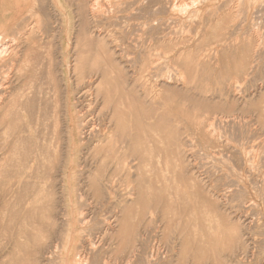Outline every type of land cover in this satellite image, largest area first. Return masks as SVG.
<instances>
[{
	"label": "rangeland",
	"instance_id": "rangeland-1",
	"mask_svg": "<svg viewBox=\"0 0 264 264\" xmlns=\"http://www.w3.org/2000/svg\"><path fill=\"white\" fill-rule=\"evenodd\" d=\"M94 1L0 0V264H264L263 0Z\"/></svg>",
	"mask_w": 264,
	"mask_h": 264
},
{
	"label": "bare ground",
	"instance_id": "bare-ground-1",
	"mask_svg": "<svg viewBox=\"0 0 264 264\" xmlns=\"http://www.w3.org/2000/svg\"><path fill=\"white\" fill-rule=\"evenodd\" d=\"M16 0H11V5H9V6H12L13 4H14V2H15ZM92 1V0H91ZM97 1H99V0H95L94 2H92L91 4V6H89V11H91V12H93L94 10H96L97 9V7H96V2ZM120 1V0H119ZM140 1V0H139ZM144 1V0H143ZM146 1V0H145ZM198 0H196V1H194L195 2V4H196V2H197ZM200 1V0H199ZM213 1L214 0H203V1H201V2H203V6H207V5H211L212 3H213ZM147 2V1H146ZM185 2V1H184ZM183 0H167V3H168V9L170 8V11L172 12L173 10H177V9H180V11H181V7L182 6H184L183 5ZM253 2H255V1H253ZM263 2H264V0H263ZM133 3V2H132ZM137 3V2H136ZM142 3V2H141ZM141 3H140V5H141ZM192 3V2H191ZM225 3V2H224ZM249 3V2H248ZM262 3V2H261ZM90 4V3H89ZM144 4H145V2H144ZM185 4H186V2H185ZM192 4H194V3H192ZM194 4V5H195ZM109 5V4H108ZM198 5H201V3H199ZM98 6H99V3H98ZM123 6V5H122ZM196 6V5H195ZM230 6H231V4H230ZM99 7H101V6H99ZM109 7V6H108ZM107 7V8H108ZM120 7V6H119ZM146 7V6H145ZM185 8V7H184ZM260 8L261 7H259V9L258 10H260ZM263 8H264V6H263ZM113 9H114V7H113ZM183 9V8H182ZM236 9V8H235ZM77 10V9H76ZM99 10V9H98ZM110 10V9H109ZM109 10L107 11V12H109ZM111 10H112V8H111ZM184 10V9H183ZM182 10V11H183ZM217 10V9H216ZM88 11V12H89ZM97 11V10H96ZM101 11V10H100ZM136 11V10H135ZM168 11V10H167ZM179 11V10H178ZM185 11V10H184ZM183 11V12H184ZM155 12H156V9H155ZM160 12V11H159ZM193 12V11H192ZM219 12V11H218ZM229 12V11H228ZM260 12V11H259ZM101 13H104V12H101ZM121 13V12H120ZM129 13V12H128ZM136 13H138V12H136ZM176 13H177V11H176ZM179 13V12H178ZM185 13V12H184ZM188 13V12H187ZM247 13V12H246ZM261 13V12H260ZM259 13V14H260ZM59 14V13H58ZM93 14V13H92ZM106 14V13H105ZM134 14V13H133ZM133 14H132V16H133ZM151 13H149V15H150ZM180 14H182V13H180ZM196 14V13H195ZM200 14V13H199ZM214 14V13H213ZM220 14V13H219ZM98 15V14H97ZM110 15V14H109ZM153 15H155V14H153ZM152 15V16H153ZM190 15H192V14H190ZM253 15V14H252ZM129 16V15H128ZM263 16V15H262ZM104 17V16H103ZM102 17V18H103ZM117 17V16H116ZM143 17V16H142ZM260 17H261V14H260ZM82 18V17H81ZM93 18V17H92ZM99 18V17H98ZM119 18V17H118ZM130 18V17H129ZM141 18V17H140ZM171 18H173V17H171ZM175 18V17H174ZM263 18V17H262ZM13 19V18H12ZM96 19V18H95ZM95 19H94V21H95ZM178 19V18H177ZM257 19H258V14H257ZM90 20V19H89ZM151 20V19H150ZM166 20V19H165ZM171 20V19H170ZM173 21V19L171 20V22ZM261 21V20H260ZM153 22V21H152ZM160 22V21H159ZM175 22V21H174ZM39 23H42V22H39ZM91 23H92V21H91ZM156 24H157V21L155 22ZM7 27L9 26V29L8 30H4V31H0V36L1 35H7V34H10V32L13 30V27L15 26V24H13V21L11 20V21H9V22H7ZM35 24V23H34ZM100 24V23H99ZM147 24V23H146ZM153 24V23H152ZM165 24V23H164ZM167 24H168V21H167ZM261 24V23H260ZM262 24H264V22L262 23ZM153 26V25H152ZM16 27V26H15ZM19 27V26H18ZM95 28V27H94ZM171 28V27H170ZM262 28V27H261ZM89 29V28H88ZM263 29V28H262ZM102 30H103V28H102ZM118 30V29H117ZM170 30V29H169ZM259 30V29H258ZM176 31H178V30H176ZM33 31H30V33H32ZM103 32V31H102ZM148 32V31H147ZM258 32V31H257ZM24 33L25 34H27L28 32H26V31H24ZM183 33V32H182ZM181 33V34H182ZM262 35L264 36V32L262 31ZM258 34V33H257ZM252 35V34H251ZM256 35V34H255ZM259 35V34H258ZM260 35H261V31H260ZM261 35V37H263ZM98 36V35H97ZM173 36V35H172ZM256 37V36H255ZM101 38V37H100ZM173 38V37H172ZM264 38V37H263ZM262 39V38H261ZM160 41V40H159ZM163 40H161V42H162ZM166 41V40H165ZM262 41H263V39H262ZM151 44V43H150ZM262 44V43H261ZM165 45V44H164ZM228 45V44H227ZM3 46V44H0V48ZM150 46V45H149ZM259 46V45H258ZM91 47V46H90ZM147 47V46H146ZM260 47V46H259ZM261 47H262V45H261ZM143 48V47H142ZM257 49V48H256ZM259 49V48H258ZM261 49V48H260ZM255 50V49H254ZM100 51V50H99ZM120 51V50H119ZM176 51V50H175ZM184 52V51H183ZM257 52V51H256ZM255 52V53H256ZM208 53V52H207ZM212 53V52H211ZM263 53H264V51H263ZM121 54V53H120ZM123 54V53H122ZM205 54V53H204ZM214 54V53H213ZM151 55V54H150ZM255 56V55H254ZM263 56V55H262ZM157 57V56H156ZM101 58V57H100ZM155 58V57H154ZM158 59H159V57H158ZM254 63V62H253ZM156 64H160V63H156ZM95 66V65H94ZM153 66V65H152ZM157 66V65H156ZM156 66H154V67H156ZM164 67H166V66H164ZM152 68V67H151ZM150 68V69H151ZM167 68V67H166ZM165 68V69H166ZM264 68V67H263ZM153 69V68H152ZM147 70V69H146ZM179 72V71H178ZM176 73V72H175ZM158 74V73H157ZM178 74H180V73H178ZM125 75V74H124ZM129 75H132V74H129ZM155 75V74H154ZM160 75V74H159ZM172 75V74H171ZM170 75V76H171ZM173 75H176V74H174L173 73ZM172 75V76H173ZM185 75V74H184ZM161 76H162V74H161ZM180 76V75H179ZM178 76V77H179ZM167 79H169V73L167 74ZM174 77V76H173ZM173 77H170L171 79L173 78ZM184 77L185 76H183V75H181L177 80H176V82L177 81H183L184 80ZM159 78H160V76H159ZM166 78V77H165ZM175 78V77H174ZM91 79V78H90ZM94 79V78H93ZM209 79V78H208ZM157 80V79H156ZM160 80V79H159ZM226 80V79H225ZM88 81V80H87ZM129 81V80H128ZM169 81V80H168ZM171 81V80H170ZM174 81V80H173ZM93 83V82H92ZM166 84V83H165ZM158 85V84H157ZM262 85V84H261ZM171 86V85H170ZM229 86V85H228ZM237 86V85H236ZM260 87V86H259ZM0 88H1V86H0ZM124 88V87H123ZM236 89H238V88H236ZM128 90V89H127ZM254 90V89H253ZM238 91V90H237ZM240 91V90H239ZM243 91V90H242ZM251 91V90H250ZM255 91V90H254ZM163 92V91H162ZM218 92V91H217ZM241 92V91H240ZM253 92V91H252ZM5 94V93H4ZM141 94V93H140ZM241 94V93H240ZM235 95V94H234ZM90 96H91V94H90ZM242 97H243V95H241ZM152 99V98H151ZM78 100V99H77ZM157 101V100H156ZM96 103V102H95ZM88 106V105H87ZM87 109V108H86ZM82 112V111H81ZM83 115V114H82ZM214 118V117H213ZM212 118V119H213ZM222 119V118H221ZM233 119V118H232ZM236 119V118H235ZM221 121V120H220ZM238 121H240V120H238ZM237 121V122H238ZM88 122V121H87ZM227 122H229V121H227ZM236 123V122H235ZM84 124V123H83ZM218 124V123H217ZM224 124V123H223ZM210 126V125H209ZM221 126V125H220ZM232 126V125H231ZM235 126V125H234ZM240 126V125H239ZM229 127V126H228ZM212 128V127H211ZM213 128H214V124H213ZM209 130H210V128H209ZM86 131V130H85ZM92 131H93V129H92ZM241 131V130H240ZM209 132V131H208ZM237 132V131H236ZM235 132V133H236ZM118 133V132H117ZM207 133V132H206ZM86 134V133H85ZM90 134V133H89ZM83 137V136H82ZM89 139V138H88ZM126 139V138H125ZM108 140V139H107ZM191 141V140H190ZM106 142V141H105ZM192 144V143H191ZM189 151V150H188ZM161 160V159H160ZM194 174V173H193ZM223 191H226V190H223ZM226 192H228V191H226ZM263 192V191H262ZM239 193V192H238ZM242 193V192H241ZM211 194V193H210ZM226 194V193H225ZM220 195V194H219ZM223 195V194H222ZM240 195V194H239ZM224 196V195H223ZM236 197H239V196H237L236 195ZM217 198V197H216ZM226 199H227V197H225ZM84 215V214H83ZM82 216V215H81ZM80 217V216H79ZM88 219V218H87ZM90 219V218H89ZM86 220V219H85ZM109 220V219H108ZM115 221V220H114ZM109 222H111V221H109ZM108 222V223H109ZM82 223V222H81ZM80 223V224H81ZM86 222H84V224H85ZM115 224V223H114ZM82 226V225H81ZM111 232V231H110ZM70 236V235H69ZM89 239V238H88ZM91 240V239H90ZM84 241V240H83ZM88 242V241H87ZM94 242V241H93ZM69 244V243H68ZM91 244H92V241H91ZM95 245V244H94ZM93 244L91 245V247H90V249L91 250H94L95 251V247H93L94 246ZM97 246H100V245H97ZM252 246H254V245H252ZM68 247V246H67ZM67 247H65V249L64 250H66L67 249ZM139 247V246H138ZM160 247V246H159ZM160 249V248H159ZM81 250H83V248L81 249ZM67 251V250H66ZM138 251V250H137ZM152 251H154V250H152ZM142 252V251H141ZM162 252V251H161ZM252 252V251H251ZM158 253V252H157ZM89 254V253H88ZM156 254V253H155ZM160 254H162V253H160ZM166 255H167V253H165ZM97 255V254H96ZM151 256V255H150ZM150 256H149V258H150ZM164 256V255H163ZM165 257V256H164ZM163 257V258H164ZM253 257V256H252ZM88 258H90V257H88ZM131 258H133V257H131ZM153 258H154V256H153ZM157 259V258H156ZM156 259H155V261H156ZM160 259V258H159ZM162 259V258H161ZM85 260H87L86 259V256H85V254H84V252H82V251H79V252H77L76 254H75V257H74V259L73 260H71V261H65V260H63L62 261V264H83V262L85 261ZM130 260H132V259H130ZM245 260V259H244ZM88 261V260H87ZM90 261V260H89ZM110 261V260H109ZM153 261V260H152ZM151 261V262H152ZM159 262V261H158ZM87 263V262H86ZM108 263V262H107ZM111 263V262H110ZM129 263V262H128ZM127 263V264H128ZM85 264V263H84ZM130 264V263H129ZM159 264V263H158Z\"/></svg>",
	"mask_w": 264,
	"mask_h": 264
}]
</instances>
